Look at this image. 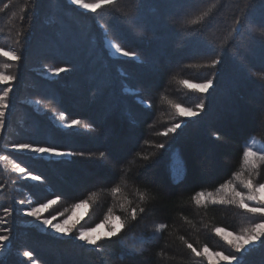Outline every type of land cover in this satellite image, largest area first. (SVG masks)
Wrapping results in <instances>:
<instances>
[{"label":"trees","instance_id":"trees-1","mask_svg":"<svg viewBox=\"0 0 264 264\" xmlns=\"http://www.w3.org/2000/svg\"><path fill=\"white\" fill-rule=\"evenodd\" d=\"M0 9V48L20 57L0 54V71L16 78L0 84L11 89L0 129V156L7 157L0 160V229H8L0 235L9 237L0 264H56L61 252L86 264H211L187 245L232 252L214 229L240 234L264 219L236 204L193 199L198 192L217 198L224 183L244 193L242 180L264 183V161L252 169L243 159L252 137L264 154V116L256 119L264 101V0H115L96 12L69 0H0ZM108 40L135 58L113 56ZM208 78L214 86L207 93L182 83ZM201 100L196 117L175 107L195 110ZM73 119L79 124L59 123ZM176 123V133L164 135ZM15 143L73 155L20 152ZM175 153L183 165L178 180L170 172ZM17 163L41 180L25 178ZM101 172L109 178L93 181ZM50 200L56 203L42 217L62 219L85 205L72 236L44 231L25 215ZM134 206L146 214L101 241L102 255L74 239L109 210L123 220ZM160 223L165 228L156 232ZM239 257L240 264H264V243Z\"/></svg>","mask_w":264,"mask_h":264},{"label":"snow or ice","instance_id":"snow-or-ice-1","mask_svg":"<svg viewBox=\"0 0 264 264\" xmlns=\"http://www.w3.org/2000/svg\"><path fill=\"white\" fill-rule=\"evenodd\" d=\"M70 4L78 6L80 9L91 10L92 12H96L98 9L104 7H110L114 4L115 0H93L91 3H86L85 0H69ZM5 8L8 5L4 6ZM3 11V9H0ZM238 30V29H237ZM112 47L115 49V52L130 59L135 58V53L125 50L123 47L118 46L117 44H113ZM227 47V44L225 45ZM0 54L5 57H8L11 60H18L20 57L15 53L10 51H5L0 48ZM223 62V58L221 56L220 59L212 60L211 67L216 68L220 63ZM5 69L9 67L8 64L3 66ZM67 69H55L53 70L54 75H58L61 71H66ZM16 79L14 76L7 75L5 72L0 71V84H7L9 81ZM189 88L195 89L200 93H207L210 88L214 86V80L211 78L205 79L202 83L190 84L188 81H182ZM264 88V85H262ZM10 87H5L3 91H0V129L4 127L5 124V115L6 110L9 108V92ZM175 107H179L178 105ZM205 108V102L201 100L199 103L195 105V110L192 108L184 109L179 111V115L182 117H196L199 115L201 111ZM261 116H264V101L260 105V111L257 113V123L261 122ZM63 118V116H62ZM79 124L78 120H71L65 127H72ZM181 127V124L176 123L173 124L172 127L168 128L164 135H168L169 133H176L177 129ZM216 138L219 139V135H216ZM159 147L163 148L164 145L161 144ZM12 148L20 151V152H29L34 153L36 155H48L50 157H64L73 155L72 152L61 151L55 146H39L34 145L32 143H15L12 145ZM76 155L83 156V153H76ZM105 153H100V158H103ZM7 159L6 156H0V160ZM243 159L246 165H250L252 169H257L258 164L257 161H264V154L257 153L252 150L250 147H246L243 151ZM13 168L21 174H25V178H30L34 181L41 180V177L38 175H32L31 173L26 171V168L21 167L18 163L13 165ZM241 183L243 187L247 189V193L238 191L236 187L231 185L230 183L221 184L220 189L217 191L220 193L218 198H213L211 193L207 194V198L212 199L213 203L218 204H236L240 208L244 209L248 213L253 214L254 216L258 215L260 217H264V199L259 197V193L264 190V183L253 184L251 179L242 180ZM112 191L118 192L119 189L114 188ZM205 197L203 192H198L193 199L197 204L202 202V198ZM59 199V197H57ZM140 200H144L143 194L140 196ZM248 201L255 202L254 206H249ZM21 204L24 201H20ZM56 203V200H50L47 203L39 204L37 207H30L25 212V215L34 217L40 224L43 226L50 228L54 233L62 234L65 237L73 235V226L68 225V220H64L63 223H53V220L56 219L55 216L51 218H45L41 216V212L45 209H48L51 204ZM83 203V202H81ZM75 207H80V204H76ZM5 213H9L10 209L5 207ZM147 210L143 207H131L130 210L125 209V216L122 220L120 216L113 215L111 210H109L108 214L104 216L101 224H97L94 228L83 229L79 231L78 235H74V239L77 241L83 242V246L90 247L93 251L98 253V255H102L104 252V245H102L101 241H112L113 237H118L121 234L122 229L129 224V222H137L138 218L142 217L146 214ZM0 223H5V221L0 220ZM104 226L106 231L103 235L93 236L90 233L95 232L97 228ZM165 228V224L160 223L156 225V232H160V230ZM4 232H7L8 229H0ZM214 231L219 234L223 231L221 228H216ZM9 240L7 235H0V245L5 244ZM258 242L264 243V219H261L259 222L251 224L250 227L245 228L240 234L235 235L234 240L230 241V247L232 249V254H223V253H215L216 256L221 257L226 264H240V257L236 255V253H242L248 249L249 246L255 245ZM187 247L191 249L197 256L201 255V252L197 251L196 248L193 247L192 244H188ZM204 252H208V248L204 249ZM23 257L31 258L32 253L30 251H24ZM101 264H104L101 259Z\"/></svg>","mask_w":264,"mask_h":264},{"label":"rangeland","instance_id":"rangeland-1","mask_svg":"<svg viewBox=\"0 0 264 264\" xmlns=\"http://www.w3.org/2000/svg\"><path fill=\"white\" fill-rule=\"evenodd\" d=\"M108 42H112V41L108 40L107 43ZM108 45H109V48H110L111 53H112L113 56H122V55H120V54H118V53L115 52V49L112 47V44L108 43ZM190 84H195V83H190ZM184 109L185 108H183V107H178L177 108L178 112L180 110H184ZM59 123L62 126H64V125H67L69 122L60 121ZM246 147H250V148H252L253 151L262 154V144H261V142L259 140L255 139L254 137H252L248 141V143L245 145V148ZM109 172H111V168H110ZM170 172H171V176H172V178L174 180H178V179L181 178V175H182V172H183V165H182V162H181L180 158L178 157V155L176 153L173 155V157L171 159V162H170ZM108 178H109V173L101 172V175L98 176V177L93 178V181H96V180H104V179L106 180ZM234 187H235V185H234ZM204 194H205V197L202 198V201L212 200V199L207 198V194L208 193H204ZM258 195H259V197L261 199H264V190H262ZM216 196H217V198L219 197V195H216ZM213 198H216V197H213ZM248 204H249V206H252L251 204H255V202L248 201ZM84 212H85V205L84 206L83 205H80V207H75L72 212H70L69 214H67L62 219L58 218V219L53 220V223H63L64 220H68V225L69 226H73V228H74L76 222H78L83 217ZM35 222L38 223V226L41 227L42 230L49 231L51 233H54L50 228H47V227L43 226L36 219H35ZM99 224H101V223H99ZM94 227H91V228H94ZM86 229H89V228H86ZM221 229H223V228H221ZM79 231H76L77 232V235L79 234ZM105 231H106L105 227L104 226H101L100 228H97L95 232H92L90 234L93 235V236L103 235ZM54 234L59 235V236L62 235V234H58V233H54ZM235 235H238V234H236L233 231H229L227 229H223L222 232H220L219 234H217V236L220 237V239H222L223 241H225V243H227V244H229L230 241H233L234 240ZM4 245L5 244L0 245V251L2 249V246L4 248ZM252 246L253 245L249 246L248 249L250 247H252ZM204 249L205 248L202 249L201 254L205 258H207V260L211 264H226V262L223 261L221 257H218V256L215 255V253H217L215 250H213L211 248L210 249L208 248V252L205 253L204 252ZM246 251H244V252H246ZM244 252H242V253H236V255L239 256V255L243 254ZM219 253H222V252H219ZM223 254H232V252L231 251L230 252L227 251V252H225ZM69 255L70 254H68V253L66 254L65 252H61V256H63L64 258L63 259H60V260H57V261H62V262H56V264H86L85 262H83V258L82 257L68 258ZM84 260H86V258H84ZM31 264H35V263L33 262ZM87 264H92V263H87Z\"/></svg>","mask_w":264,"mask_h":264}]
</instances>
